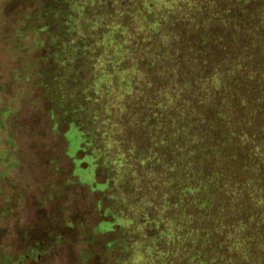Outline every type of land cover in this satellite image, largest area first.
<instances>
[{
	"label": "trees",
	"instance_id": "1",
	"mask_svg": "<svg viewBox=\"0 0 264 264\" xmlns=\"http://www.w3.org/2000/svg\"><path fill=\"white\" fill-rule=\"evenodd\" d=\"M39 2L120 262L264 264V0Z\"/></svg>",
	"mask_w": 264,
	"mask_h": 264
},
{
	"label": "rangeland",
	"instance_id": "2",
	"mask_svg": "<svg viewBox=\"0 0 264 264\" xmlns=\"http://www.w3.org/2000/svg\"><path fill=\"white\" fill-rule=\"evenodd\" d=\"M40 10L39 0H0V179L26 183L16 193L24 195V205L39 195L32 239L44 240L41 248L55 242L50 251H42L41 264H143L136 249L129 262H120L114 240L121 236L114 232L115 216L104 210L107 200L101 193L110 180L98 179L101 164L112 157L83 150L85 135L64 102L72 85L71 67L57 51L50 55V31L36 30ZM53 59L61 77L51 70ZM115 74L116 69L102 74L96 86L100 92L102 87L106 94L122 92L121 85L113 89L106 84ZM112 145L109 140L111 150ZM21 228L14 229L11 248L22 247L18 238L27 229Z\"/></svg>",
	"mask_w": 264,
	"mask_h": 264
},
{
	"label": "flooded vegetation",
	"instance_id": "3",
	"mask_svg": "<svg viewBox=\"0 0 264 264\" xmlns=\"http://www.w3.org/2000/svg\"><path fill=\"white\" fill-rule=\"evenodd\" d=\"M3 160L4 158L0 157V162ZM13 163L15 165L17 164V162ZM25 184L24 182L17 184V181L14 180L13 182H6L0 179V247L1 249L4 248L0 253V264H24L29 262H32V264H41L42 251L48 252L55 246V242L49 241L46 247L41 248V243L44 244V240L41 242L39 238L32 239L33 235L30 233V229H33L35 235L33 213L38 208L39 195L34 193V196L30 201H27L26 205L21 203L24 195H16V193ZM26 213L28 217L25 218ZM25 225L26 228H24ZM17 227H23L21 228L22 230L27 229L26 233L22 231L21 237L18 238L22 243L20 249L10 247L13 244L12 237L15 235L14 229H17Z\"/></svg>",
	"mask_w": 264,
	"mask_h": 264
}]
</instances>
